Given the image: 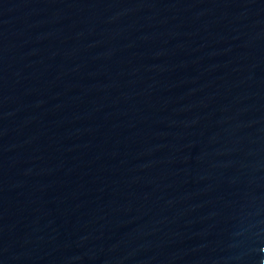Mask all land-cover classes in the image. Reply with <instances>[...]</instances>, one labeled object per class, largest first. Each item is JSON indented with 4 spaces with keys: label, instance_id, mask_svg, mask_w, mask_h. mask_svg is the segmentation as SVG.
<instances>
[{
    "label": "water",
    "instance_id": "95a60500",
    "mask_svg": "<svg viewBox=\"0 0 264 264\" xmlns=\"http://www.w3.org/2000/svg\"><path fill=\"white\" fill-rule=\"evenodd\" d=\"M0 264H264V0H0Z\"/></svg>",
    "mask_w": 264,
    "mask_h": 264
}]
</instances>
